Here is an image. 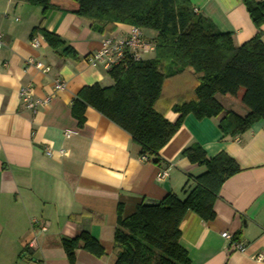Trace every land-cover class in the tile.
<instances>
[{
  "label": "crops",
  "instance_id": "1",
  "mask_svg": "<svg viewBox=\"0 0 264 264\" xmlns=\"http://www.w3.org/2000/svg\"><path fill=\"white\" fill-rule=\"evenodd\" d=\"M189 2L219 32L229 33L234 46L258 33L264 42V24L259 30L254 26L242 0ZM62 3L42 12L25 0H0V264H114L118 214L127 218L138 205L158 202L168 194L182 199L187 176L204 171L181 156L194 144L208 158L226 154L240 171L222 185L214 220L204 222L192 212L183 218L178 243L188 253L189 264H264L253 259L264 252V121L242 135L224 137L219 118L196 120L188 115L158 152L157 164L143 160L131 136L90 107L79 126L70 111L79 91L113 83L87 57L100 49L104 36H124L130 27L117 25L110 33L97 34L89 22L72 13L76 5ZM39 27L57 35L76 58L63 53L64 48H50ZM144 34L156 36L148 30ZM35 35L40 37L37 49L29 45ZM28 59L43 63L50 72L45 75L28 66ZM55 78L65 83L63 91H53ZM185 81L186 77L169 81L166 90L175 88L178 95ZM26 85L32 86L35 98L50 97L49 103L34 113L27 111L18 96ZM241 95H217L216 100L225 111L243 117L247 109ZM171 103H161L160 109H165L168 122L175 123L178 115L170 110ZM64 131L75 134L67 138ZM47 147L54 152L52 157L45 155ZM166 168L168 177L158 181L157 173ZM83 232L95 236L104 256L96 258L78 249L70 263L61 241ZM224 232L242 243L244 251L230 247L221 237Z\"/></svg>",
  "mask_w": 264,
  "mask_h": 264
},
{
  "label": "trees",
  "instance_id": "2",
  "mask_svg": "<svg viewBox=\"0 0 264 264\" xmlns=\"http://www.w3.org/2000/svg\"><path fill=\"white\" fill-rule=\"evenodd\" d=\"M39 6L42 12L49 0H25ZM72 11L90 23L97 34L112 32L117 25L139 28L156 36L147 38L154 44L152 59L130 62L125 68L115 67L107 74L109 87L98 84L83 87L71 104V116L84 124V113L90 107L128 133L139 146V155L158 163V152L170 141L186 116L196 120L218 119L224 137L244 134L259 121H264V42L260 34L236 47L229 33L219 32L206 18L194 12L189 0H72ZM249 17L259 30L264 24V0L253 3L242 0ZM53 50L64 48L55 34L37 29ZM63 53L74 56L68 47ZM186 77L184 89L166 85ZM247 109L243 117L225 111L217 95L235 97ZM173 93V95H172ZM172 100L170 110L178 115L175 123L165 119L161 103ZM164 104V105H165ZM181 156L204 171L187 176L181 190L183 198L168 194L162 200L140 204L133 215L120 219L118 214L113 234L114 264H189L188 253L180 245V224L192 212L204 222L214 220V203L222 185L240 168L224 153L208 158L197 144L182 150ZM70 263L74 252L84 250L96 258L104 250L91 234L83 232L62 240Z\"/></svg>",
  "mask_w": 264,
  "mask_h": 264
},
{
  "label": "built area",
  "instance_id": "3",
  "mask_svg": "<svg viewBox=\"0 0 264 264\" xmlns=\"http://www.w3.org/2000/svg\"><path fill=\"white\" fill-rule=\"evenodd\" d=\"M40 37L35 35L29 41V45L33 49H37L40 46ZM3 46L2 36L0 35V48ZM154 44L151 43L143 35L142 31L139 28L130 27L129 31L124 36L113 37V36H104L100 43V49L95 53L87 57V62L92 66H99L105 72H109L115 67L125 68L130 62H136L140 60H146L150 55L154 53ZM28 66L34 67L36 70L42 74H48L50 68L45 66L39 61L34 59H28L26 61ZM53 91L61 92L65 89V83L59 79L55 78L52 81ZM18 96L23 104L24 108L34 113L37 108L45 106L49 103L50 97L44 99H37L34 97L33 88L31 85L23 86L18 91ZM65 137H70L75 133L72 131H64ZM54 154L49 147L45 149V155L47 157H52ZM59 156L64 155V151H58ZM145 160L144 158H142ZM169 168L161 169L156 178L158 181H162L168 177ZM35 223V221L33 222ZM41 231H45V228H41ZM221 237L228 241L230 247L239 252L244 251V245L239 241H234L233 238L224 232L221 234ZM32 247V245H30ZM255 262L263 263L264 262V252H259L253 257Z\"/></svg>",
  "mask_w": 264,
  "mask_h": 264
},
{
  "label": "rangeland",
  "instance_id": "4",
  "mask_svg": "<svg viewBox=\"0 0 264 264\" xmlns=\"http://www.w3.org/2000/svg\"><path fill=\"white\" fill-rule=\"evenodd\" d=\"M65 1H68V3L75 5V3L72 0H65ZM49 3L52 5H56V6L58 4H59V6H64V3H62V0H49Z\"/></svg>",
  "mask_w": 264,
  "mask_h": 264
}]
</instances>
